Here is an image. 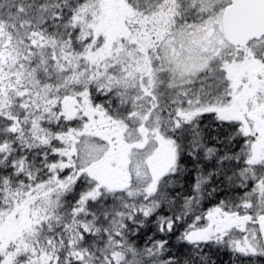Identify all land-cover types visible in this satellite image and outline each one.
Masks as SVG:
<instances>
[{
    "label": "snow or ice",
    "instance_id": "snow-or-ice-1",
    "mask_svg": "<svg viewBox=\"0 0 264 264\" xmlns=\"http://www.w3.org/2000/svg\"><path fill=\"white\" fill-rule=\"evenodd\" d=\"M0 264H264V0H0Z\"/></svg>",
    "mask_w": 264,
    "mask_h": 264
}]
</instances>
